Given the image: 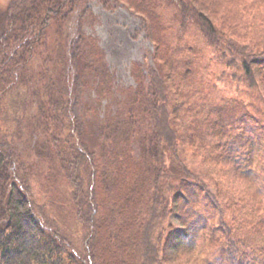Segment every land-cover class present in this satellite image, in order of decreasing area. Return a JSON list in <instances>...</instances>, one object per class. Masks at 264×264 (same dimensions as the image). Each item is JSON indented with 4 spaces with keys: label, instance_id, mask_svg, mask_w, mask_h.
Wrapping results in <instances>:
<instances>
[{
    "label": "trees",
    "instance_id": "obj_1",
    "mask_svg": "<svg viewBox=\"0 0 264 264\" xmlns=\"http://www.w3.org/2000/svg\"><path fill=\"white\" fill-rule=\"evenodd\" d=\"M90 1L9 0L0 13V106L16 86L24 89V110L35 105L34 131L68 186L79 225L75 235L36 201L19 150L20 130L0 126V264H165L171 216L182 224L170 230L168 243L188 250L206 241L201 262L264 264V108L228 99L206 107L192 100L194 89L185 81L198 51L172 41L163 1L100 0L106 8L121 3L136 14L152 45V62L131 63L135 84L120 88L122 106L113 107L116 75L98 38L83 29L95 20ZM169 2L176 7L178 40L195 24L224 64L222 75L231 69V80L246 83L264 104V67L259 68L264 51L242 44L249 28L241 0ZM50 30L63 44L55 55L59 82L50 74L49 53L39 68L34 65ZM89 83L94 106L83 99ZM105 100L110 101L103 105ZM96 108L101 118L90 133L85 118ZM239 124L242 131L232 135ZM255 130L258 136L248 134ZM186 154L226 161L244 185L227 188L229 194L218 184L211 190ZM173 163L179 184L172 180ZM203 198L210 208L200 212ZM229 209L231 221L238 214V225L225 220ZM216 214L205 234L207 219ZM238 227L244 233L234 245L230 236Z\"/></svg>",
    "mask_w": 264,
    "mask_h": 264
},
{
    "label": "rangeland",
    "instance_id": "obj_2",
    "mask_svg": "<svg viewBox=\"0 0 264 264\" xmlns=\"http://www.w3.org/2000/svg\"><path fill=\"white\" fill-rule=\"evenodd\" d=\"M161 1L165 4L164 17L169 25V33L172 41H178L182 44L185 43L188 46L196 48L198 51L196 57L193 58L195 61L194 66L190 68V72L185 81L187 89H194L192 100L196 102L201 100L206 104V107L214 106L222 99H228L238 102L259 104L264 108V104L260 103V100L250 94V90L246 83L231 80L229 75L231 69H227V73L222 75V70L225 67L224 64L220 59H215L214 56L217 54L216 51L205 42L195 24H190L188 30L180 35L181 40H178L180 33L178 30L176 7L172 2L165 3V0ZM8 3L9 0H0V13L7 7ZM89 5L95 16V20L86 22L83 29L87 34L95 35L98 38L99 45L105 51L106 62L116 75L117 90L111 101L113 102V107H115V104L120 107L122 106L120 102V88L134 86L135 84L129 72L131 63L133 61L144 62V60L152 62V45L145 37L144 32L140 31L139 17L121 3H114L112 8H106L100 0H91ZM239 8L242 18H245L244 21L249 28L248 33H243L245 38L242 44L249 45V47L257 53H263L264 0H241ZM237 14L239 15L240 13L237 12ZM46 43L47 48L45 52L36 58L34 65H36V68H39V65L42 63V57L46 53H49L52 57V61L49 65L50 74L56 77L59 82L61 66L57 62L55 55L58 51H61L63 44L59 42L58 36H54L52 30L47 33ZM190 55L194 56L195 54L193 55L191 53ZM259 66V68L264 67V59L260 61ZM182 69H184V66ZM181 87H183V84L180 85V88ZM24 99V89L19 86L14 87L5 94L0 106V126L2 130H5L7 127H15L17 125L20 130L18 139L19 150L29 166L32 177V190L36 201L44 203L47 206L49 214L59 219L66 229H69L73 233H75L77 229L79 233V225L71 211V206L68 204V186L62 175L55 170L53 164L44 156L47 151L43 145L42 135L34 131L33 124L35 125V120L32 116L35 113V105L29 103L24 110ZM83 99L87 105H95L96 97L93 94L91 83L86 86ZM108 101L110 100H105L102 104L105 105ZM96 109L94 112L86 114L85 120L87 121V129L90 133L101 118L102 109ZM239 126V129L237 128L231 133L232 135L242 131L243 124H239ZM258 133L259 131L256 130L251 132L248 131L250 135L258 136ZM248 134L245 138L249 136ZM88 142H90L91 145V135L88 137ZM93 145L94 143H92L91 146ZM186 157L189 165L205 178L211 190L215 189L217 187L216 184H218L224 194H229L230 192L227 188L232 186L235 189L233 185H244V181L235 176L232 167L224 160L210 161L202 158L203 156L192 158L189 154H186ZM171 172L173 173L172 180L174 183L179 184L181 175L177 163H173ZM197 208L200 212H204L210 207L209 203L207 205L203 198ZM231 213V209L227 210L225 220L229 225H238V214L236 213L234 220L231 221L229 219ZM217 215L218 214L213 218L207 219L206 225L208 224V227L205 229V234H209V226L217 222ZM181 224V221L177 217H170L168 223L169 234L168 237L165 238L162 248L165 264H206V262H201V254L206 251H201V248L206 247V244H208L206 241H197L196 246L188 250L187 248L184 250L183 247L180 246L172 247L173 245L171 244L174 242L168 243V239L170 235H172L170 230H175V227L181 226ZM243 233L244 229L242 227L232 230L230 239L233 240L234 245H236L238 237ZM215 234L216 236H220V240L223 238L221 230H217ZM77 240H79V236ZM210 259L211 257L208 259L209 262H211ZM212 264L217 263L212 262Z\"/></svg>",
    "mask_w": 264,
    "mask_h": 264
}]
</instances>
